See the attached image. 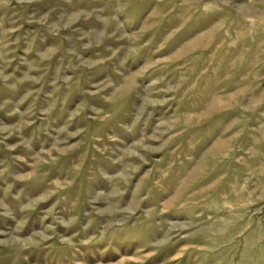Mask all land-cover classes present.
<instances>
[{
	"label": "rangeland",
	"instance_id": "rangeland-1",
	"mask_svg": "<svg viewBox=\"0 0 264 264\" xmlns=\"http://www.w3.org/2000/svg\"><path fill=\"white\" fill-rule=\"evenodd\" d=\"M0 264H264V0H0Z\"/></svg>",
	"mask_w": 264,
	"mask_h": 264
}]
</instances>
